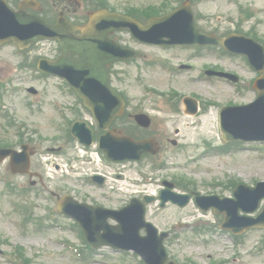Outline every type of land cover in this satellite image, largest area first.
<instances>
[{
    "label": "rangeland",
    "instance_id": "obj_1",
    "mask_svg": "<svg viewBox=\"0 0 264 264\" xmlns=\"http://www.w3.org/2000/svg\"><path fill=\"white\" fill-rule=\"evenodd\" d=\"M52 1L53 0H50L49 2ZM161 1L162 0H109L110 6L116 8V10L121 13H125L126 9L130 6L142 8L150 4H159ZM59 2L62 6L65 5L62 0H59ZM10 4L14 8L17 7L14 6L15 4L13 2H10ZM177 5L178 4L175 2L174 6ZM241 5L250 7L257 12L255 18L250 20V22H245L241 25L243 32H246L251 24L256 23V26L258 27V35L264 38V0H205L196 8V13L202 16L199 17L198 21L200 25L206 29L213 30L219 28L222 32L227 30H230V32L234 31L238 28L237 24L240 19ZM259 20H261V22ZM114 34L122 43L131 44L138 48L142 47L147 52V58L159 55V48H165L149 44L142 46L131 38L130 33L126 31H120ZM1 49L0 79L7 82L8 94L13 93L14 95L13 97L11 95L6 96V108L7 105H12L14 109H19L23 114L30 116L28 121H24L30 124L29 128L37 127L40 129L41 133L45 135L42 140H40L39 136H36V138L40 140V148H43L44 151L48 146H51L52 143L65 146L64 141L61 140V135L65 133V129L62 125L64 119L58 115V109L64 108L66 111L67 107L71 106L73 103V96L71 95L68 97L61 88H57L56 79L41 78V76L33 72L28 65H22L21 60L14 52V47L10 44L3 46ZM32 51L33 50H31V52ZM164 51L167 54L164 52V55L160 56L172 57L174 59L171 61L176 63H178L179 60L185 59V53L180 49ZM208 52L209 51L205 50L203 54L194 55V58H192V60L198 64L196 71L192 73L193 75L197 73L198 68L202 65L215 61L228 70L237 72L242 78H249V76H251L244 58H230L228 56L218 58L216 57L218 52ZM28 56H31V53H28ZM186 62L190 61L186 60ZM136 68L137 65L135 63L130 64L128 69H124L125 75H121L120 80L116 82L118 85L117 87L126 92L135 105L140 103L146 107L157 106L164 110V112L172 113L165 102L159 100L155 101L154 97L157 96L156 93H151L145 90L147 87L157 91L177 88L182 91L185 90L188 93H197L202 98L212 99L214 101L217 100L218 102L225 104L246 103L254 98L252 92H245L244 90V94L238 93V91L234 90L233 85L229 86L225 81H220L215 84L211 81L191 82L188 79L187 70H181L178 74L172 75L160 68L158 64H154L149 68L145 67V71L140 72L143 79L137 80L136 76L138 74L136 73ZM190 71L194 70L191 69ZM31 85H34L39 89L41 92L39 97L28 96L25 88ZM157 97L159 99L162 98V96ZM31 100H33L34 108L32 114L26 106ZM67 100H69V103H67ZM211 109L213 110L214 108L211 107ZM211 113L212 112L209 111L204 116L192 118V120L197 123L200 120L203 121L206 117H211V125L206 128H203L197 123L196 125L190 124L189 129H184V127L187 126V124L184 123L187 118H185L186 115L182 112L171 114V117L167 119L164 124L166 127L162 129V131L166 132L169 137L178 138V140H180V145L177 148H173V144L169 142V145L165 147L166 149L164 148L161 153L157 154V157L160 160L164 159L166 161V165L169 166L167 170H160L158 172L156 170L152 171L150 166L151 160L149 158L146 161L139 162L137 165L134 162H126L124 163V166H126L124 170L132 171L134 168L136 169L137 166H141L145 169L144 171L147 175L145 182L148 181L147 178L149 176H157L158 179L156 180H161L166 177L168 178L169 176L186 175L197 182L196 190L205 191L211 190L213 186L217 187V185H213V183H228L230 180H243L244 183L248 185H254L257 181L264 180V152L258 151L253 146L247 144L245 149L231 150V153L224 154L212 150L206 152V142L208 140V142L212 143V147H216L220 144L218 138V122L215 119V115L213 116ZM68 115L71 117L76 116L74 111H72V113L68 112ZM85 116L89 115L84 113L83 117ZM177 128L179 132H177ZM181 128L184 130V133L182 134ZM13 133L11 126H9L8 123H1L0 120V141L15 143L16 138ZM64 152L65 153L63 154H57L55 156L66 161V158L72 153L75 154L74 148H71L70 146H67V149ZM6 167L7 163L0 164V171L5 172ZM40 169L43 171L42 165L40 166ZM17 177L20 179H26L23 176ZM159 184V182L156 184L146 183L135 189H142L148 193L152 191L154 192L159 187ZM72 185L71 179L65 181L57 180L56 182H53L46 177L45 186H38L40 189V195L35 194L37 201L42 207L37 209V213H44L45 210H48V208L45 207L46 204H50V208L55 206L54 202H51L47 197L49 190L55 189L61 193L72 192ZM72 190H74V188H72ZM229 190L230 188L225 186L218 187V192L224 194H229ZM80 191L81 193H79ZM80 191H78V197L85 198L82 193V188H80ZM135 192L136 190L131 192L133 196L135 195ZM108 196L109 202L113 206L125 204L130 199V196L128 199L117 198L119 196L117 195L115 197V194H113V196L117 199H115L112 194ZM0 209V238L4 240L2 248L11 251L18 244L24 246L27 256L32 258L31 264H104L103 261L106 259L103 253L106 250L94 255L86 260V262H82L83 260L74 256L75 254L72 251L67 250L57 243L56 239L58 237L82 242L77 235L78 230L74 228L76 226L73 224V227L68 224V222L71 223L70 220L60 218L58 224L53 223L50 228H46L45 231L40 232L35 230L33 224L29 225L27 232L18 228L16 223L18 215L12 213L10 199L8 196L4 195L3 182L0 183ZM149 209L151 215L148 219L153 220L161 228H171L174 223V233L181 237L184 245L182 246L183 248L180 249L178 243L172 241L169 248L173 257L181 262L190 257L195 261L205 262L204 259H206V254H210L212 260H225L227 261L226 264H264V252L261 251L262 249L259 247L256 239L262 232L252 233V242L246 247L248 251L247 249H244L242 252L233 255L234 251L227 252L226 250L220 249L219 253L217 251L214 253L211 250V247L204 248L197 238L192 237L187 233V231H189L188 229L191 228V225L189 224H195L192 223V220L194 219L192 213L196 212L193 206L190 205L186 208L180 209L169 204L166 209L160 210L157 208L156 204H151ZM179 219L188 223L179 226ZM196 219L197 218L194 220ZM7 242L9 245H6ZM230 256H232V258H230ZM201 257H203V259ZM124 259L129 258L126 256H118L116 258L118 261Z\"/></svg>",
    "mask_w": 264,
    "mask_h": 264
},
{
    "label": "water",
    "instance_id": "obj_2",
    "mask_svg": "<svg viewBox=\"0 0 264 264\" xmlns=\"http://www.w3.org/2000/svg\"><path fill=\"white\" fill-rule=\"evenodd\" d=\"M155 25H156V23L154 22L152 24V27L142 28L139 25H136V27H137V29L140 30V33L148 34V33L153 32V33H155V35H157L158 33L156 32V28H155L156 26ZM141 30H142V32H141Z\"/></svg>",
    "mask_w": 264,
    "mask_h": 264
}]
</instances>
